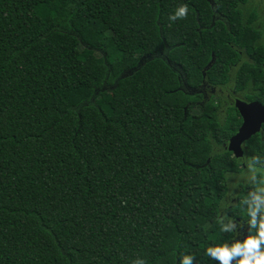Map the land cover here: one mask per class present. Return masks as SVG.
<instances>
[{
  "label": "trees",
  "instance_id": "trees-1",
  "mask_svg": "<svg viewBox=\"0 0 264 264\" xmlns=\"http://www.w3.org/2000/svg\"><path fill=\"white\" fill-rule=\"evenodd\" d=\"M247 1L0 0V264H219L206 249L235 232L217 218L248 234L251 180L225 203L248 164L224 92L264 102ZM254 155L259 182L264 124Z\"/></svg>",
  "mask_w": 264,
  "mask_h": 264
},
{
  "label": "clouds",
  "instance_id": "clouds-1",
  "mask_svg": "<svg viewBox=\"0 0 264 264\" xmlns=\"http://www.w3.org/2000/svg\"><path fill=\"white\" fill-rule=\"evenodd\" d=\"M188 15V6H179L174 14L169 16V21L175 22L178 19H184ZM259 160L260 156L245 157L244 164H248L251 168V160ZM255 172V169H252ZM261 179L256 182V176L253 175L250 180L252 182L253 190L247 194L246 197L239 199L236 203L244 208L247 212L248 219L246 221L248 226V234L243 239H233V242H224L209 246L206 249V255L213 261H218L219 264H264V169L259 170ZM239 179V178H237ZM235 185H233V188ZM226 207V206H225ZM218 221L221 225V231L226 234L233 232L237 236H243L240 229L243 228L244 223L238 224L235 217L228 214L227 211L219 216ZM254 233V234H253ZM194 257L191 255H182L180 264H194ZM134 264H145L144 260H137Z\"/></svg>",
  "mask_w": 264,
  "mask_h": 264
},
{
  "label": "water",
  "instance_id": "water-1",
  "mask_svg": "<svg viewBox=\"0 0 264 264\" xmlns=\"http://www.w3.org/2000/svg\"><path fill=\"white\" fill-rule=\"evenodd\" d=\"M214 61L215 57L213 56L208 67H210ZM234 104L242 121L238 129L229 138L228 149L233 151L236 156H241L244 155L243 142L248 139L251 134L259 131L261 124H264V102L258 100L246 101L236 98Z\"/></svg>",
  "mask_w": 264,
  "mask_h": 264
},
{
  "label": "rangeland",
  "instance_id": "rangeland-1",
  "mask_svg": "<svg viewBox=\"0 0 264 264\" xmlns=\"http://www.w3.org/2000/svg\"><path fill=\"white\" fill-rule=\"evenodd\" d=\"M255 6L258 11V24L263 27L264 29V0H248L246 6ZM81 45V44H80ZM101 54L97 52L96 57H99ZM230 101V99H229ZM228 101V102H229ZM231 102V101H230ZM252 169H255L256 171L253 172ZM258 171V168L255 166H251V168L246 166L245 170L240 173H230L228 175V186H229V192H228V199H226L225 203L230 202L235 198V196L238 193L240 183L249 181L250 178ZM239 178V179H237ZM233 185L235 187L233 188Z\"/></svg>",
  "mask_w": 264,
  "mask_h": 264
},
{
  "label": "flooded vegetation",
  "instance_id": "flooded-vegetation-1",
  "mask_svg": "<svg viewBox=\"0 0 264 264\" xmlns=\"http://www.w3.org/2000/svg\"><path fill=\"white\" fill-rule=\"evenodd\" d=\"M208 67V66H207ZM205 74V73H204ZM197 90H199L204 96H206V98L207 97H209V95H210V93H215L216 92V88L215 87H211V86H208L207 84H206V82L202 85V87H200V88H197ZM209 92V93H208ZM225 92V94H226V99H230L232 102H233V104H234V102H235V99L236 98H240V99H243V100H246V101H249V100H256V99H246L245 97H243V96H241V95H239L240 93L238 92V91H236L235 89H233V87L232 86H228L227 88H226V90L224 91ZM223 92V93H224ZM259 101V100H258ZM235 105V104H234ZM239 114V113H238ZM239 116H240V114H239ZM240 118H241V116H240ZM241 121H242V118H241ZM241 123V122H240ZM240 125V124H239ZM262 125L263 124H261V127H260V129L259 130H261V128H262ZM239 127V126H238ZM238 129V128H237ZM232 135V134H231ZM231 137V136H230ZM247 140V139H246ZM246 140L243 142V149H244V155H241V156H237V157H241V158H244V157H246ZM229 141H230V139H229ZM228 145H229V142H228V144H227V148H228ZM229 150V149H228ZM231 152H233V151H231ZM233 155L234 156H236L235 154H234V152H233ZM243 166H246V164H242ZM238 230H239V226H238ZM246 230H247V227L245 228V227H243L242 229H240V231H242L243 232V236H237V233L235 232V235L229 240V242H233V239H243V237L244 236H246L245 234H246ZM233 264H235V262H233Z\"/></svg>",
  "mask_w": 264,
  "mask_h": 264
}]
</instances>
